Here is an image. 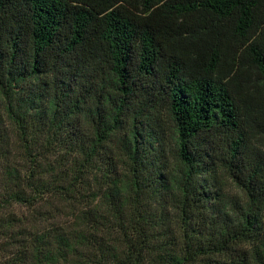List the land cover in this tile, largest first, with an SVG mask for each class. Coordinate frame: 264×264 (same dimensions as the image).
Returning <instances> with one entry per match:
<instances>
[{"label": "trees", "instance_id": "1", "mask_svg": "<svg viewBox=\"0 0 264 264\" xmlns=\"http://www.w3.org/2000/svg\"><path fill=\"white\" fill-rule=\"evenodd\" d=\"M0 262L264 264V0H0Z\"/></svg>", "mask_w": 264, "mask_h": 264}, {"label": "rangeland", "instance_id": "2", "mask_svg": "<svg viewBox=\"0 0 264 264\" xmlns=\"http://www.w3.org/2000/svg\"><path fill=\"white\" fill-rule=\"evenodd\" d=\"M233 192V191H232ZM2 262H0V264H1Z\"/></svg>", "mask_w": 264, "mask_h": 264}]
</instances>
